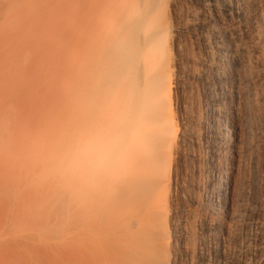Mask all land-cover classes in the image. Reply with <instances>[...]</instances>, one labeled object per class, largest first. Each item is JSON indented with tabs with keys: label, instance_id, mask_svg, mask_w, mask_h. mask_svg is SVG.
<instances>
[{
	"label": "bare ground",
	"instance_id": "obj_1",
	"mask_svg": "<svg viewBox=\"0 0 264 264\" xmlns=\"http://www.w3.org/2000/svg\"><path fill=\"white\" fill-rule=\"evenodd\" d=\"M66 3L70 53L53 38V53L42 46L58 31L47 13L34 34L28 18L14 26L7 16L36 51L12 54L19 39L3 37L0 88L11 102L3 91L0 159L35 193L36 212L64 201L66 220L78 215L70 264H264V223L237 177L245 117L264 106V0ZM95 132L120 163L87 184L65 176L64 147Z\"/></svg>",
	"mask_w": 264,
	"mask_h": 264
},
{
	"label": "rangeland",
	"instance_id": "obj_2",
	"mask_svg": "<svg viewBox=\"0 0 264 264\" xmlns=\"http://www.w3.org/2000/svg\"><path fill=\"white\" fill-rule=\"evenodd\" d=\"M34 4L39 5L41 8L33 9H26V4ZM0 0V47L3 46V42L7 40L9 42L11 39L16 38L15 36H19L17 31L24 32L26 29L17 30L16 32L12 29L14 23L17 26L18 22L20 21V18L26 17L23 19V21H20L19 23H23L28 20L27 25H24V27H28L31 31H29L30 34L33 33V25L35 27V23L37 20V24H41L44 20V18L40 19V10L41 12L47 13L54 23L58 24V31L54 35L46 34L47 42L41 43L42 46L46 49L51 48V52L53 53V47H55V44L51 45V38L54 40H60L59 43L64 47L66 51L69 53L71 52L70 49V31L71 27L67 21L66 13H67V3L66 0H55V4L58 8L56 12L51 11V2L52 0ZM25 4H23V3ZM29 2V3H28ZM37 2V3H36ZM22 4V5H21ZM33 4V5H34ZM24 5V6H23ZM80 5V4H79ZM30 11H32L34 15L35 20H33V16L29 15ZM30 10V11H29ZM26 14H24V13ZM39 12V13H38ZM18 18L16 19L11 18L12 16ZM23 14V15H22ZM39 14V15H38ZM19 15V16H18ZM13 21L8 22L9 18ZM36 16L39 17V19L36 18ZM46 17V16H44ZM8 18V21H7ZM17 22H16V21ZM22 20V19H21ZM34 21V22H33ZM45 20L43 21V23ZM21 23V24H22ZM22 26V25H21ZM31 27V28H30ZM16 28V27H15ZM22 27H20L21 29ZM13 30V31H12ZM11 32V33H9ZM16 33L15 35L13 33ZM19 32V33H20ZM22 32V34H23ZM27 32V30L25 31ZM35 32V31H34ZM13 34L14 36H9V34ZM21 35L22 37L25 34ZM41 33V34H40ZM38 33L40 37H44L43 32ZM37 34V32H36ZM8 35V39L3 40V37L6 38ZM19 38V43H15L16 45H21V41L23 38ZM10 37V39H9ZM21 39V40H20ZM50 40V41H48ZM18 41V40H17ZM25 43L28 42L27 40H23ZM22 41V48L16 47L17 52L15 51V47L13 50L10 51L12 54L17 55L22 50H27L29 53L32 51L35 52L36 49H34V46L30 43H24ZM62 42V43H61ZM80 42V41H77ZM6 43V42H5ZM13 43V42H12ZM48 44V45H47ZM8 45V44H7ZM30 45V51L29 47ZM10 46V44H9ZM33 46V47H32ZM4 46V51H5ZM25 47V48H24ZM3 48V47H2ZM0 48V50L3 51V49ZM33 48V49H31ZM19 49V50H18ZM48 49V50H49ZM55 50V48H54ZM15 51V53L13 52ZM3 54V55H1ZM0 55L4 57V53L0 51ZM39 56L44 55L42 51H38ZM0 57V60L1 58ZM6 57V56H5ZM28 62H25L26 70L27 71H33L32 64L30 60H27ZM31 65H30V64ZM30 66H27V65ZM31 69H30V68ZM29 71V72H30ZM10 81V80H9ZM2 87V85H0ZM6 89V86L4 87ZM3 91L8 95L7 100H10V95L4 90ZM10 90V87H7V91ZM3 91L1 92L0 88V95L3 94ZM11 94V92H10ZM4 95L3 96H7ZM178 99L176 100V110L178 114L180 115L183 111V106L181 100L179 99V96H177ZM4 98H2L3 100ZM5 101H1L0 109L3 110L5 106ZM4 104H3V103ZM11 102L8 101L7 104ZM13 103V102H12ZM22 105V101L19 102ZM24 104V103H23ZM14 105V104H12ZM20 105V104H18ZM17 105V106H18ZM263 105V104H261ZM11 106V104H10ZM25 107V105H23ZM178 106V107H177ZM8 108V107H7ZM70 108L74 110V105L71 103ZM6 111V109H5ZM1 112V111H0ZM7 113V112H6ZM2 116L5 115L4 112L0 113ZM264 106L261 108V114L256 113H249L247 117H245L244 122V134L243 135V143H244V153L242 155L239 170L240 175L238 174L239 179V195L240 197L246 199L248 203L251 205V213L254 217V222L258 223H264ZM6 117H10L8 115H5ZM4 117V116H3ZM74 115L71 114V121L70 124L74 125ZM181 121V120H180ZM182 123V122H180ZM246 125V126H245ZM72 126V125H71ZM181 128V127H180ZM73 140H71V143ZM246 143V144H245ZM205 145V144H204ZM196 150H205V146L201 148H196ZM246 150V151H245ZM0 159V264H70L69 258H70V250L67 247V240L69 239L72 232H79L80 231V220L77 214L71 216V218L66 220V216L64 215V212H62V209L60 205L63 204L64 201H60L62 204H58L59 207L54 206L53 208H48V205L46 204L45 207L43 206L41 211L39 208V212H36V206H34V196L35 193L30 191V189L27 187V184L24 182V180L20 179V176H18L17 172L12 167V165H7L5 163L1 162ZM183 162H180V168L181 174L183 175ZM241 179V180H240ZM24 182V183H23ZM245 182V183H244ZM245 185H244V184ZM245 186H243V185ZM243 193L241 192L242 190ZM28 188V189H27ZM245 190H244V189ZM247 193V194H246ZM180 200L183 201L181 194H179ZM50 207V206H49ZM72 211L74 213H77L76 210H74V207L71 206ZM63 214H62V213ZM73 213V214H74ZM72 214V213H71ZM64 215V216H61ZM70 216V215H69ZM64 217V218H63ZM191 219V218H189ZM188 219V224H193V222L190 223L191 220ZM192 224L190 226H192ZM194 225V224H193ZM193 226L194 232L191 234L193 235L196 232V229ZM53 228V229H52ZM249 230L253 231V227L249 228ZM39 234L41 235V239H39ZM190 236L191 239H193V236ZM61 242V243H60ZM68 243V242H67Z\"/></svg>",
	"mask_w": 264,
	"mask_h": 264
},
{
	"label": "clouds",
	"instance_id": "obj_3",
	"mask_svg": "<svg viewBox=\"0 0 264 264\" xmlns=\"http://www.w3.org/2000/svg\"><path fill=\"white\" fill-rule=\"evenodd\" d=\"M111 157L109 142L101 132L90 133L62 150L57 167L65 176L77 177L85 184L100 172L119 164Z\"/></svg>",
	"mask_w": 264,
	"mask_h": 264
}]
</instances>
